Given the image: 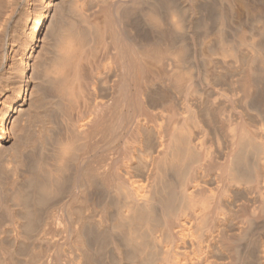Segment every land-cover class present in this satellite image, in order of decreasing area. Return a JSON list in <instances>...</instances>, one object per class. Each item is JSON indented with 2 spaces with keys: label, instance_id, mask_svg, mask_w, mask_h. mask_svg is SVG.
Instances as JSON below:
<instances>
[{
  "label": "bare ground",
  "instance_id": "obj_1",
  "mask_svg": "<svg viewBox=\"0 0 264 264\" xmlns=\"http://www.w3.org/2000/svg\"><path fill=\"white\" fill-rule=\"evenodd\" d=\"M0 264H264V0H0Z\"/></svg>",
  "mask_w": 264,
  "mask_h": 264
}]
</instances>
